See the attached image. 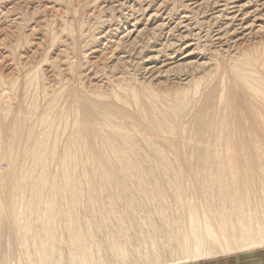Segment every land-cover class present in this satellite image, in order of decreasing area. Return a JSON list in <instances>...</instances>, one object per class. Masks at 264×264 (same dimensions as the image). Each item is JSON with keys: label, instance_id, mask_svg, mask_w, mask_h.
Wrapping results in <instances>:
<instances>
[{"label": "rangeland", "instance_id": "obj_1", "mask_svg": "<svg viewBox=\"0 0 264 264\" xmlns=\"http://www.w3.org/2000/svg\"><path fill=\"white\" fill-rule=\"evenodd\" d=\"M262 3L0 0V243L141 264L196 218L264 248Z\"/></svg>", "mask_w": 264, "mask_h": 264}, {"label": "crops", "instance_id": "obj_2", "mask_svg": "<svg viewBox=\"0 0 264 264\" xmlns=\"http://www.w3.org/2000/svg\"><path fill=\"white\" fill-rule=\"evenodd\" d=\"M193 220L195 221H193V224L189 223L184 225L183 228L172 231L173 234L165 241V249L162 246V239L159 238V236L154 241L156 243L155 248H152L153 246L148 240V251L142 254V260L146 259V261L141 264H264V248L250 246L252 244L250 241L254 243L255 238H253L254 240H246L244 232L241 234L236 227L228 228L225 231H212L210 227L197 225L196 218H193ZM85 224H87V221ZM85 224L80 225L79 220V225L82 229L85 227ZM93 224L102 226L97 219L93 221ZM62 230L65 231L64 229ZM83 230L89 232L86 229ZM102 230L103 229H93V235L98 237L97 233ZM117 234L118 233L115 235ZM149 234L150 233H147L146 237H149ZM66 235L67 240H62V261L59 262L57 260L59 256L57 254L54 258H51L53 247H49L48 256L45 258L46 263L44 264H69V235L67 232ZM99 240L101 241L102 248L101 256L106 258L107 252L109 253L110 249L108 248L107 250L104 246V241L101 239ZM23 241H28L29 245H21L20 243ZM39 241L40 240L33 239L28 235L21 234L18 236L14 235L12 243H0V264H25L23 263L25 261H30L26 264H39V261L42 262L43 256H38L36 249L42 247L34 245L35 243H40ZM143 245L144 243H141L144 251ZM213 245L216 246L213 247ZM169 248H171L172 252H170ZM40 251L43 250H39V252ZM56 251L59 252L57 249ZM22 252L26 254L25 257L22 256ZM145 254H147L148 257L147 255L145 256ZM77 256H79L78 253ZM98 256V253L95 252V257L98 258ZM82 259L84 260L83 264H85V256H83Z\"/></svg>", "mask_w": 264, "mask_h": 264}, {"label": "bare ground", "instance_id": "obj_3", "mask_svg": "<svg viewBox=\"0 0 264 264\" xmlns=\"http://www.w3.org/2000/svg\"><path fill=\"white\" fill-rule=\"evenodd\" d=\"M231 1H233V0H231ZM264 1V0H263ZM236 2V1H235ZM261 2V1H260ZM226 4V3H225ZM239 4V3H238ZM262 4H264V3H262ZM233 5V4H232ZM234 5H236V4H234ZM246 5V4H245ZM260 6V5H259ZM227 7V5L224 7V8H226ZM239 8L241 7V6H238ZM237 7V8H238ZM261 7V6H260ZM236 7H232L231 9H235ZM238 8V9H239ZM257 8V7H256ZM259 8V7H258ZM227 9V8H226ZM237 9V10H238ZM260 9V8H259ZM263 9V8H262ZM237 10H234L233 12H231V14H229V15H232L233 16V20L234 19H237L238 20V22H239V24H238V26L239 27H242L244 30H248L249 28L248 27H246V25H248L247 23L245 24V21H246V19H241L238 15H236V13H237ZM239 10H242L241 8L239 9ZM222 11V10H221ZM227 10H223L222 12H219V13H223V12H226ZM231 11V10H230ZM255 11V10H254ZM256 11H260V10H256ZM257 13H259V12H257ZM239 14H240V12H239ZM244 14V13H243ZM188 15V14H187ZM246 15V14H245ZM232 16H231V18H232ZM235 16V17H234ZM243 17H244V15H242ZM259 16V15H258ZM226 17V16H225ZM228 17V16H227ZM259 18V17H258ZM228 20V19H227ZM231 20V19H230ZM134 24V23H133ZM235 24V23H234ZM252 26V25H251ZM134 27V26H133ZM179 27V26H178ZM188 28V27H187ZM251 28V27H250ZM253 29V28H252ZM244 30H242V31H244ZM254 30V29H253ZM252 30V31H253ZM128 32H127V35H126V37H128V38H131V39H135V38H137L138 37V35H139V33L135 30V28H133V29H131V30H127ZM248 31H250V29L248 30ZM137 34V35H136ZM186 34V33H185ZM247 35V34H246ZM180 38H181V36H180ZM182 38H184V37H182ZM179 39V38H178ZM171 43V42H170ZM180 46V45H179ZM171 47V46H170Z\"/></svg>", "mask_w": 264, "mask_h": 264}]
</instances>
